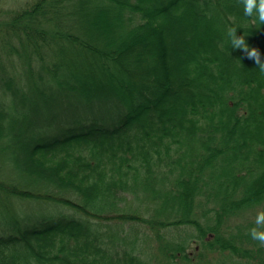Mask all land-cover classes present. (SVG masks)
<instances>
[{
    "label": "trees",
    "instance_id": "obj_1",
    "mask_svg": "<svg viewBox=\"0 0 264 264\" xmlns=\"http://www.w3.org/2000/svg\"><path fill=\"white\" fill-rule=\"evenodd\" d=\"M230 25L264 59L243 0L0 6V264H264V72Z\"/></svg>",
    "mask_w": 264,
    "mask_h": 264
},
{
    "label": "clouds",
    "instance_id": "obj_2",
    "mask_svg": "<svg viewBox=\"0 0 264 264\" xmlns=\"http://www.w3.org/2000/svg\"><path fill=\"white\" fill-rule=\"evenodd\" d=\"M244 14L255 16L260 25L264 24V0H243ZM241 25H230L226 28L225 38L231 47L243 48L247 55L254 58L259 65V69L264 72V59H261V51L255 46H250L246 40L247 32L237 34L238 27ZM250 235L254 240L264 244V209L258 210L254 226L250 228Z\"/></svg>",
    "mask_w": 264,
    "mask_h": 264
},
{
    "label": "rangeland",
    "instance_id": "obj_3",
    "mask_svg": "<svg viewBox=\"0 0 264 264\" xmlns=\"http://www.w3.org/2000/svg\"><path fill=\"white\" fill-rule=\"evenodd\" d=\"M27 0H8V1H6V2H4V3H2V4H0V6L2 7V8H4V9H8V8H19V7H21L25 2H26ZM109 36V35H108ZM153 41H154V39H153ZM129 50V56H131V58L133 57V56H136V54L137 55H139V53H141V51H142V49H143V46H141V45H137V46H135V47H131V48H128ZM157 49H158V47H156V49L154 48V53H156L157 52ZM146 57L147 56H144V58L146 59ZM148 60L146 59L145 60V63L148 65V62H147ZM168 62V60H166V62H165V60H164V63L166 64ZM163 62L161 63L162 64V68H164L165 69V67H166V65L164 64ZM165 65V66H164ZM168 65V64H167ZM161 68V69H162ZM163 70V69H162ZM99 77H97V79H98ZM101 82V81H100ZM257 208L255 207V208H251L250 210H248V211H246L244 214H243V218H246L247 216H248V218L250 219V218H255L256 217V215L254 214V213H257ZM242 217V216H241ZM234 221H232L229 225H228V228L230 229V230H232V232L234 231V228H233V226H234ZM185 230H186V228H184V227H181L180 228V230H175V232L173 233V235L178 239L179 238V236H182L184 233H185ZM176 239V240H177ZM196 248L197 249V251H199L200 249L197 247V244L196 243H193V245L192 246H190L189 247V249L192 251V253H194L193 252V248ZM155 256L156 257H160L161 256V251L158 249V247H157V249H156V252H155ZM209 257L210 256H212L211 254H209L208 255ZM207 256V257H208Z\"/></svg>",
    "mask_w": 264,
    "mask_h": 264
}]
</instances>
